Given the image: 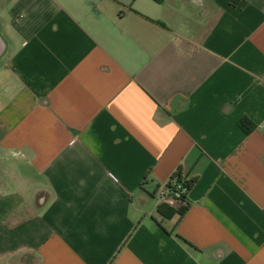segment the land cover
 Returning a JSON list of instances; mask_svg holds the SVG:
<instances>
[{"label":"crops","instance_id":"1","mask_svg":"<svg viewBox=\"0 0 264 264\" xmlns=\"http://www.w3.org/2000/svg\"><path fill=\"white\" fill-rule=\"evenodd\" d=\"M0 264H264V0H0Z\"/></svg>","mask_w":264,"mask_h":264},{"label":"trees","instance_id":"2","mask_svg":"<svg viewBox=\"0 0 264 264\" xmlns=\"http://www.w3.org/2000/svg\"><path fill=\"white\" fill-rule=\"evenodd\" d=\"M154 1L157 3H161L163 0ZM240 127L246 134H250L256 128L254 123L249 119H243L240 122ZM195 183L196 179L185 178L183 175L182 168L179 167L166 184L158 186V192L163 186L167 187L170 190L178 192L181 195V198L179 200L180 204L178 207H173L166 203H162L159 208L160 213H162L163 216L166 218H171L174 215H179L180 218L184 217L191 205L188 196ZM164 208H166L168 212H166Z\"/></svg>","mask_w":264,"mask_h":264},{"label":"built area","instance_id":"3","mask_svg":"<svg viewBox=\"0 0 264 264\" xmlns=\"http://www.w3.org/2000/svg\"><path fill=\"white\" fill-rule=\"evenodd\" d=\"M159 194H160L159 198L161 203H166L173 207L179 206L180 204L179 200L181 198V195L178 192L170 190L167 187L163 186L160 189Z\"/></svg>","mask_w":264,"mask_h":264}]
</instances>
